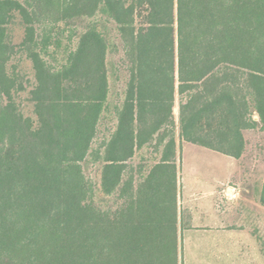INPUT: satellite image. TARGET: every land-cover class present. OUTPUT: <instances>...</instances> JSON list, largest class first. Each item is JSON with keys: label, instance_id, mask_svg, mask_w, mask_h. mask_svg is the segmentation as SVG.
<instances>
[{"label": "trees", "instance_id": "16d2710c", "mask_svg": "<svg viewBox=\"0 0 264 264\" xmlns=\"http://www.w3.org/2000/svg\"><path fill=\"white\" fill-rule=\"evenodd\" d=\"M21 51L35 118L7 68ZM253 129L264 0H0V264H180L177 135L238 159Z\"/></svg>", "mask_w": 264, "mask_h": 264}, {"label": "rangeland", "instance_id": "374dc122", "mask_svg": "<svg viewBox=\"0 0 264 264\" xmlns=\"http://www.w3.org/2000/svg\"><path fill=\"white\" fill-rule=\"evenodd\" d=\"M79 26H82L80 22L73 21L71 24H60V26L54 30L55 33L58 29L62 45L61 47H50L49 51L52 55L48 58L51 63L56 64L57 61H64L67 50L71 48L70 41L68 40L69 35H71V31L78 29L76 27ZM110 28H113V26ZM24 31L22 20L17 16L9 26V37L11 42L15 45H19L23 40ZM7 68L9 72L15 70V72L19 74V78L26 88L16 95L19 108L26 116L35 118L34 104L30 100V91L35 84V72L32 61L27 58L25 52L21 51L11 58L7 64ZM176 98V102H179L178 95ZM177 109L178 107L176 110ZM245 137L247 142L246 150L240 158H235L237 160L230 155L222 154L193 143L179 142L176 159L178 166V208L182 207V205L187 202V198L190 195V184L194 185V188L197 189L194 191L197 201H200V204L204 206H210L209 201L211 198H208L207 193L217 185L215 183L220 178L222 179L216 189L215 203L217 205L234 203L238 197H241L245 203H249L250 199L257 196V202H259L260 189L264 184V132L258 129L248 130L245 131ZM140 161L142 160L137 156L133 164H140ZM86 166H84V170L87 177L89 179H95L96 172L94 167ZM192 172L196 174L191 175ZM224 175H226V178L223 177ZM201 184L202 186H200ZM230 187H235L238 190V194L237 196L231 195L230 199H228L227 196V198L225 197L227 194L225 190ZM179 200L181 204H179ZM111 204H113V207L116 206L115 203ZM258 213L259 226H264V209L260 208ZM208 220H211V218L206 217L205 221ZM179 227L180 223L178 220V228ZM179 246V262L183 264V245L180 241V236ZM259 247H262L264 250V243H262V245L260 244ZM185 253H187V250H185ZM188 259L191 258L188 256ZM190 263L191 261L188 260L187 264Z\"/></svg>", "mask_w": 264, "mask_h": 264}, {"label": "crops", "instance_id": "0c3cea01", "mask_svg": "<svg viewBox=\"0 0 264 264\" xmlns=\"http://www.w3.org/2000/svg\"><path fill=\"white\" fill-rule=\"evenodd\" d=\"M180 141L177 135V153ZM221 179L207 193L208 198H211L210 206H204L197 201L194 195L197 189L190 184L187 202L179 207L183 264H187L188 260L191 261L190 264H264V250L259 247L264 243V226H259L258 216L259 209H264V205L257 202V196L250 199L249 203L236 197L234 203L217 205L216 189ZM225 192L228 199L231 195L238 194L235 187L227 188ZM206 217L211 220L205 221Z\"/></svg>", "mask_w": 264, "mask_h": 264}]
</instances>
